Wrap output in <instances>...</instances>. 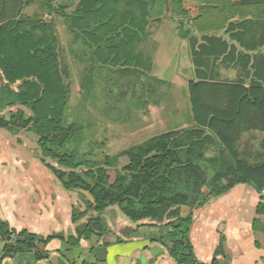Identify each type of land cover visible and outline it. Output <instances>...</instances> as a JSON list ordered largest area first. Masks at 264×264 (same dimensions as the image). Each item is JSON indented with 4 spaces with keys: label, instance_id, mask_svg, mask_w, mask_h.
Masks as SVG:
<instances>
[{
    "label": "trees",
    "instance_id": "trees-1",
    "mask_svg": "<svg viewBox=\"0 0 264 264\" xmlns=\"http://www.w3.org/2000/svg\"><path fill=\"white\" fill-rule=\"evenodd\" d=\"M45 4L49 13L64 17L75 38L90 48L95 62L127 65L146 73L151 70V58L146 60L143 55L141 60L135 50L136 43L148 35L147 2L79 0L75 11L69 13L64 12V5L56 6L52 0H45ZM54 29V22L45 19H10L0 24V111L19 105L32 114L28 116L22 109L12 112L9 119L0 114V128L14 133L32 132L37 137L40 160L62 187L90 195L83 210L73 206L72 221L77 222L89 212L97 215H89L77 235L69 236L67 242L77 247L83 238L102 237L107 229L101 213L118 206L134 222L169 220L165 224L169 230L160 241L175 264H205L196 258L190 240L194 210L240 183L253 185L264 201V161L252 163L242 158L236 145L243 130H264V54L238 56L245 62L256 60V81L250 87L191 81L190 99L197 126L168 130L130 146L119 152L117 167H113L108 160H83L77 151L68 148L84 126L65 122L67 89ZM205 41L216 49L209 51L206 44L195 49L192 43L197 67L207 60L205 56L216 60L229 49L228 41L221 38L206 37ZM234 53L230 49L224 57L233 58ZM201 71L196 72L200 75ZM92 80L89 75L88 88ZM81 168H85L83 173L79 172ZM110 169H114L113 176ZM181 206L190 207L186 216H181ZM258 212L264 213V202L259 204ZM0 238L4 241L0 264L7 257H18V264H23L26 255L35 262L49 261L48 243L54 238L65 241L57 234L44 237L27 229L16 230L1 218ZM223 243L224 237L216 255L224 253ZM211 264L221 263L214 259Z\"/></svg>",
    "mask_w": 264,
    "mask_h": 264
},
{
    "label": "crops",
    "instance_id": "crops-1",
    "mask_svg": "<svg viewBox=\"0 0 264 264\" xmlns=\"http://www.w3.org/2000/svg\"><path fill=\"white\" fill-rule=\"evenodd\" d=\"M141 1L152 7L153 0ZM179 5L183 10H188L189 19L185 20L193 30L190 31L191 43L187 41L193 70H207L213 57L205 56L207 60L197 67L192 43L195 49L206 44V49L212 51L216 47L208 46L205 39L214 36L228 41L226 54L230 49L235 50L233 58H225L226 54L220 57L222 79H226L223 76L226 72L229 74L232 71L235 74L233 79H246L247 85L255 82L253 62L256 60L245 62L244 59L239 60L238 56L264 54V0H178V8ZM160 17L162 15L157 16L156 20ZM180 19L183 18L176 20ZM148 36L136 43L135 50L142 56L141 60L144 55L146 60L152 57L153 62L152 52L158 51L162 44L157 34L151 35L153 44L151 51H148ZM177 36L179 53L185 38L178 32ZM22 131L27 133L24 134L25 138L32 141V145L20 141L19 132L0 128V218L8 221L16 230L27 229L44 237L57 234L64 236L67 242L69 236L77 235L92 212L87 214V218L86 215L75 223L72 221L73 206L78 203L73 196L75 191L64 189L40 160L37 137L29 136V131ZM261 196L262 193L253 185L240 183L194 210L190 240L200 262L211 264L217 259L221 264H264V213L258 212L259 204L264 202ZM116 207H108L101 213L106 233L102 237L83 238L77 246L79 250H90L91 254L96 248L103 250L97 256L93 254L95 259L92 263L175 264L167 246L160 241L169 230L165 225L169 220L163 223L150 219L134 222ZM189 212L190 207L181 206V216ZM61 223H64L65 233L56 229L62 226ZM222 237L224 253L216 255ZM47 249L49 259L55 256L61 258L63 264H70L71 261L60 248ZM81 260L77 256L72 262L83 264L85 260ZM3 264H18V257H7ZM32 264L49 263L40 261Z\"/></svg>",
    "mask_w": 264,
    "mask_h": 264
},
{
    "label": "rangeland",
    "instance_id": "rangeland-1",
    "mask_svg": "<svg viewBox=\"0 0 264 264\" xmlns=\"http://www.w3.org/2000/svg\"><path fill=\"white\" fill-rule=\"evenodd\" d=\"M52 2L56 6L64 5V12L69 13L75 11L79 0ZM177 2L178 0H153L152 7H149L150 20L147 30L150 37L146 38L148 51H151L153 44L151 35L157 34L162 45L158 51L152 52L153 62L151 61L149 65L151 70L146 73L141 70L134 71L130 67L127 68V65H104L97 60L95 62L91 57L90 48L81 39L75 38L68 29L64 17L57 13H49L45 0H0V24L20 18L54 22L60 70L67 89L65 122L84 126V130L74 137L68 148L77 151L83 160H108L113 167H117V155L122 150L168 130L197 126L190 99L191 81L207 80L251 86L245 84L246 79L239 77L233 79L235 74L232 71L229 72L230 75L226 72L223 75L226 79H222L220 58L216 60L212 58L209 68L202 70L200 75L197 70H193L187 48V41L191 43L190 31L193 30L185 20L189 19L188 10H183L180 5L178 8ZM123 8L121 7L122 10ZM19 9L21 12L17 13ZM160 15L162 17L156 20ZM180 17L183 19L176 20ZM177 32L185 38L179 53ZM38 34L42 35L41 32ZM150 58L152 60V57ZM89 75L93 77L90 88L86 84ZM82 84H85L84 87ZM18 109L24 110L28 116L32 115L27 108L19 105L9 106L0 111V114L9 119L11 113ZM24 134L25 131L19 132L20 141L32 145V141L25 138L27 133ZM28 134L35 138L32 132ZM236 145L242 158L252 163L264 161V130L259 128L243 130ZM48 161L57 165L55 161L50 159ZM84 170L85 168H81L79 172L83 173ZM110 173L113 176L114 169H110ZM73 191H75L73 196L78 202L77 209L83 210L90 195L78 190ZM116 209L120 208L117 206ZM90 214L96 215L95 212ZM58 223L60 224L59 220ZM62 226L56 229L65 233L64 223ZM3 245L4 241L0 240V252ZM47 248L50 250L60 248L71 261L70 264H74L72 260L77 256L87 262L94 261L93 254L97 256L103 251L96 248L91 254L90 250H79L58 238L53 239ZM46 262L63 264L61 258L55 256ZM32 263L36 262L26 255L23 264Z\"/></svg>",
    "mask_w": 264,
    "mask_h": 264
}]
</instances>
